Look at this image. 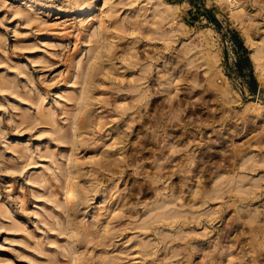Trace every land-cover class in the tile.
Listing matches in <instances>:
<instances>
[{
    "label": "rangeland",
    "instance_id": "374dc122",
    "mask_svg": "<svg viewBox=\"0 0 264 264\" xmlns=\"http://www.w3.org/2000/svg\"><path fill=\"white\" fill-rule=\"evenodd\" d=\"M0 264H264V0H0Z\"/></svg>",
    "mask_w": 264,
    "mask_h": 264
},
{
    "label": "bare ground",
    "instance_id": "6f19581e",
    "mask_svg": "<svg viewBox=\"0 0 264 264\" xmlns=\"http://www.w3.org/2000/svg\"><path fill=\"white\" fill-rule=\"evenodd\" d=\"M94 9H95V4L90 3L86 6H81L80 8H78L76 14L82 15L86 12H91ZM161 125H162V121L159 120L155 124V128L158 129ZM79 202L80 201H79L77 192L72 187H70L65 192L64 197H63V206L65 207L66 211H71V210L75 209V207L79 204Z\"/></svg>",
    "mask_w": 264,
    "mask_h": 264
}]
</instances>
